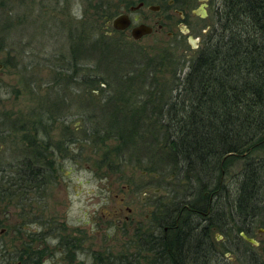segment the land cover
I'll return each mask as SVG.
<instances>
[{
    "label": "rangeland",
    "instance_id": "obj_1",
    "mask_svg": "<svg viewBox=\"0 0 264 264\" xmlns=\"http://www.w3.org/2000/svg\"><path fill=\"white\" fill-rule=\"evenodd\" d=\"M93 2L95 0H0V141L4 144L8 140L2 135L10 134L9 140H14L15 135H23L21 131H10V127L13 130L23 127L20 121L22 119H30L31 123L38 122L37 120L44 117V113H47V118H62V124H54L51 119L46 121V133L54 141L60 133H71L78 139H87L86 130L93 125L79 124L83 121L81 114L87 107L94 108L89 111L93 115V121L102 122L101 106L114 105L116 101V79L112 78L111 70L102 68L96 60L93 45L96 41L103 39L104 44H111V48L115 41L123 42V46H118L117 50L115 48L118 52L113 51V54L120 58L116 60L118 70L125 78L135 74L146 76V71L151 69L147 64H153L157 79L163 84L165 80H170L175 70L183 69L182 73L188 71L197 45L209 32L212 24V13L206 19H199L191 17L190 9L184 10V20L189 22L186 25L173 11H144L138 13L141 19L150 16L155 20L166 17L168 13L172 21L171 24H166L169 27L166 26L163 31H155L139 41H134L130 36V29L124 33L116 32L107 23L119 13L115 12L116 9L94 13L85 8ZM158 3L160 0H154L153 5ZM185 30L188 32L185 33ZM80 35L83 36L82 41H78ZM188 36L195 40V46L189 45ZM73 42L82 46L79 56L82 61L78 65H83L84 71L98 75L107 83L106 87H100L102 92H89L93 95L91 101L86 100L88 92L81 91L82 86L71 82L75 73L72 69L74 62L71 60ZM106 67H110V61ZM83 73L78 72V75ZM116 74L118 75L117 71ZM136 90L140 94L148 88ZM144 98L143 95L137 97L140 101ZM107 99L108 102L104 103ZM110 99L113 102H109ZM135 143V146L134 142L133 146L130 144V152L125 153L122 160H115L117 142L109 140L103 146L97 144L96 147L94 141L79 142L78 163H71L63 157V170L56 174L55 181L47 188L45 209L48 216L65 222L68 229L85 232L91 230L95 251H100L103 247L104 235L124 240L120 235H115L114 228L106 226L105 221L113 214V209L119 207L122 197V207L137 208L143 218L149 213L152 199H164L168 202L173 198L190 199L189 194L195 190L193 184L161 174L162 168L156 161L157 156L153 158V155H148L152 154L150 151L144 154L139 146L140 142L137 140ZM160 143L158 141L156 146ZM6 145L0 144V168L10 164L15 155L9 150L11 146ZM103 154H108L106 164L101 161ZM111 161H114L113 164ZM240 166L241 161L231 162L226 171L225 184L230 188L235 186ZM151 169L153 172L148 171ZM123 188H126V192ZM143 199L145 200L142 201ZM5 200L7 199L0 197V207H3L2 201ZM225 213L227 217L223 220L226 224L222 229H214L211 235L217 251L223 255L222 264H250V255L252 252H260L259 247L264 242V225L257 224L250 235L257 241L259 250L246 247L242 241L229 244L228 240L234 237L239 221L236 216L230 215L228 209ZM108 243L114 245L112 241ZM120 246H123L122 242L115 244L116 249L113 248L111 252H118ZM227 248L230 250H226ZM246 251L251 252L247 255L248 258L243 255Z\"/></svg>",
    "mask_w": 264,
    "mask_h": 264
},
{
    "label": "trees",
    "instance_id": "obj_2",
    "mask_svg": "<svg viewBox=\"0 0 264 264\" xmlns=\"http://www.w3.org/2000/svg\"><path fill=\"white\" fill-rule=\"evenodd\" d=\"M211 13L210 30L198 44L181 81L174 72L163 84L155 73L122 77L116 61L120 58L113 51L118 52L123 42L115 41L111 48L103 39L96 41V60L116 79V101L101 106L102 122L96 121L86 130L87 139L79 138L78 143L94 141L96 147L113 140L118 146L117 153L111 155L122 160L130 152V144L135 146L138 140L144 154L150 151L148 155L157 156L161 174L193 184L190 199H172L175 215H179L178 226L163 246L167 257L173 240V264H222V254L211 235L226 224L227 209L239 221L232 240L260 248L257 253L243 252L244 258L251 254L250 264H264V242L257 248L240 237L243 232L253 238L250 235L256 225H264V0H219ZM78 37L82 41L83 36ZM81 47L76 42L71 46L74 71L84 70L78 65ZM109 61L110 67H106ZM147 66L156 71L153 64ZM94 78V90L102 92L101 85L107 83L96 74ZM138 87L148 88L142 93L149 95L148 102L138 101L142 96L136 92ZM131 103L138 108L129 109ZM147 104L153 108L147 110ZM128 120L132 122H125ZM151 120L157 123L145 122ZM158 141L161 143L156 146ZM108 154L101 156L102 164H106ZM235 161H241V166L235 186L230 188L225 184V174ZM9 180L7 173H0L1 198H7ZM188 213L192 215L189 227L183 225ZM201 217L204 227L194 226Z\"/></svg>",
    "mask_w": 264,
    "mask_h": 264
},
{
    "label": "flooded vegetation",
    "instance_id": "obj_3",
    "mask_svg": "<svg viewBox=\"0 0 264 264\" xmlns=\"http://www.w3.org/2000/svg\"><path fill=\"white\" fill-rule=\"evenodd\" d=\"M215 2H219V0H160L157 5H153L154 0H95L85 8L98 14L116 9L115 12H119L116 16L122 14L128 16L131 22L130 28L146 25L152 27V33H154L163 31L168 26L167 23L171 24L172 17L167 13L166 17L155 20L150 16H144L141 19L138 17V13L173 11L180 21H184L188 25L189 22L184 20V10L190 9L193 18L206 19L212 12ZM152 7H157V10H152ZM111 21L107 23L111 25ZM114 31L124 33L126 30ZM182 71L183 69L174 72L180 81L187 73H182ZM74 72L71 82L82 86L80 87L81 91L88 92L86 100L89 101L93 98L89 92L95 91L93 87L95 74L92 75L86 70ZM78 72L84 73L78 75ZM152 73L158 77L156 71L148 70V75L152 76ZM78 79L80 80L78 81ZM101 86L104 87V84ZM138 88L142 90L143 87ZM173 89L176 88L173 87ZM142 93H144L143 90L140 94ZM140 97L142 96L139 95L138 98ZM131 98L132 96L128 95V99ZM147 98L149 95L146 94L142 101L148 102ZM89 105L91 106L90 103ZM130 105L129 109L138 108L133 103ZM146 107L147 110L153 108L150 104H147ZM90 109L94 108L87 107L86 111L81 114L83 121L79 124L91 126L95 123L93 115L89 113ZM46 114L44 113V117L37 120L38 122L31 123L30 119L20 120L23 127L17 128V130L11 128L10 131H21L23 135L17 137L15 135L14 140L8 139L10 134L2 135L8 141L5 144L0 141L1 145H10L9 150L15 154L10 164L0 168V173H7L10 179L7 200L2 201L4 204L3 207H0V264H120L128 260L132 262L131 264H173L174 258L170 256L174 250L173 240L167 248V257L164 252L166 247L163 246L164 240L167 236H171L178 226L179 215H175L172 200L168 202L164 199H152L153 201L149 204V213L142 218L137 208L122 207L124 204V197H122L119 207L113 209V214L105 221L106 226L114 228L115 235H120V238L122 237L124 240L104 235L102 240L104 244L100 251L94 250L95 240L91 230L85 232L79 229H68L65 222L48 216L45 209L47 188L55 181L56 174L63 170V157H66L71 163H78L80 149L78 138L74 134L60 133L56 135L58 139L54 141L46 133V121L51 119L54 124H62V118H47ZM145 122L148 124L157 123L156 120ZM76 125L78 129V124ZM33 175L37 178L36 180H32ZM123 190L126 192V188ZM191 216L189 213L184 216L183 225L189 227ZM194 217L196 218V216ZM204 225L203 217L198 222H194L196 227L201 228ZM111 241L113 246L108 243ZM121 242L123 246H120V250L112 253L115 244ZM228 243L233 244L235 241L228 240Z\"/></svg>",
    "mask_w": 264,
    "mask_h": 264
},
{
    "label": "water",
    "instance_id": "obj_4",
    "mask_svg": "<svg viewBox=\"0 0 264 264\" xmlns=\"http://www.w3.org/2000/svg\"><path fill=\"white\" fill-rule=\"evenodd\" d=\"M152 10L156 11L157 7H152ZM111 26L114 30L117 31H124L130 28L131 22L130 19L128 18L127 15H118L114 17L111 21ZM153 31L152 27L146 26V25H138L130 28V35L134 41H139L142 37L150 35ZM188 31L185 30V33ZM188 41L190 45L195 46V40L191 37L188 36ZM1 68V66H0ZM240 237L246 241L247 243L256 246L257 242L254 239H251L247 237L244 233L240 234Z\"/></svg>",
    "mask_w": 264,
    "mask_h": 264
}]
</instances>
